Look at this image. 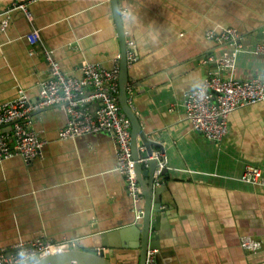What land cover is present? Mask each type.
I'll use <instances>...</instances> for the list:
<instances>
[{
	"label": "crops",
	"instance_id": "1",
	"mask_svg": "<svg viewBox=\"0 0 264 264\" xmlns=\"http://www.w3.org/2000/svg\"><path fill=\"white\" fill-rule=\"evenodd\" d=\"M21 2L28 4L31 22L15 8ZM116 2L134 52L128 104L156 143L153 153L164 160L152 199L160 210L152 213L160 217L151 232L158 264H264V182L240 180L246 165L260 168L264 178V99L231 112L220 142L191 128L182 103L185 92L210 73L264 78V58L253 52L264 40V0ZM226 28L238 32L242 50L232 67L219 68L216 59L233 47L206 33ZM32 29L40 35L34 47L26 38ZM44 48L71 77L81 76L84 63L112 67L120 43L111 0H0V104L21 89L37 102L40 83L49 76ZM95 108L90 105L89 113ZM33 119L34 131L46 141L42 156L29 163L20 156L0 161V248L40 236L91 242L136 222L112 136L61 139L68 115L58 106L35 111ZM137 150L141 157L140 139ZM244 237L260 240L261 249L242 248ZM121 254L114 256L120 264L133 263Z\"/></svg>",
	"mask_w": 264,
	"mask_h": 264
},
{
	"label": "built area",
	"instance_id": "2",
	"mask_svg": "<svg viewBox=\"0 0 264 264\" xmlns=\"http://www.w3.org/2000/svg\"><path fill=\"white\" fill-rule=\"evenodd\" d=\"M33 1V0H32ZM32 21V14L25 2L14 3ZM206 37L217 43H227L233 47L230 55L223 54L216 59L219 68H230L234 57L242 50L238 32L233 28L208 31ZM31 47L40 42L37 29L26 34ZM127 62L134 60L131 43L126 41ZM255 54L264 58V40L255 45ZM43 56L49 66V76L40 83L37 102H30L25 90L0 104V161L20 156L25 162L42 156L46 144L33 128V114L51 106H58L68 115L66 125L58 132L61 139L81 137L85 134L106 132L116 144L117 170L125 178L127 193L130 196L136 219L142 213V189L138 183L135 166L146 165L147 158H133L131 151L130 121L122 113L118 100L119 57L116 63L106 68L99 63H84L79 78L62 72L59 62L51 50L43 49ZM213 58H210V60ZM129 89V87H128ZM264 99V78L253 77L239 80L210 73L197 87L185 92L183 107L186 118L193 130L203 134L208 140L220 142L228 132V118L240 106ZM95 105V113L88 107ZM5 128H8L7 132ZM150 159L158 161L154 172L157 179L164 166L161 153H153ZM240 180L259 185L264 182L260 168L246 165ZM77 244L75 240L54 242L42 236L30 241L0 248V264H21L33 258L42 259L58 251L68 250ZM241 247L256 252L261 249L260 240L244 237ZM157 250L148 249L145 264H158Z\"/></svg>",
	"mask_w": 264,
	"mask_h": 264
},
{
	"label": "water",
	"instance_id": "3",
	"mask_svg": "<svg viewBox=\"0 0 264 264\" xmlns=\"http://www.w3.org/2000/svg\"><path fill=\"white\" fill-rule=\"evenodd\" d=\"M114 11L115 24L117 28V35L120 43L119 54V76H118V100L119 105L130 121V133H131V151L133 158H138L137 139H140L145 146V150L141 153L142 158H148L153 154V146L156 143L148 139L147 135L142 131L141 126L128 104V62H127V45L126 38L124 36L122 22L120 17V11L116 0H111ZM148 169L142 170L140 164L135 166L138 183L142 189V213L136 219V222L115 230L109 234H101L97 236L96 240L89 242L87 239L77 242V244L65 251L54 253L46 256L42 259L33 258L30 261L23 262L21 264H120L115 255H122L125 253L127 257H131L132 264H145L146 254L148 249H156L157 237L151 238V232L156 230L159 223V217L156 214L152 217V213L160 212L159 208L155 205L152 207V199L154 198L155 177L154 172L158 168V161L156 159H150L147 161ZM165 169L161 170L164 173ZM122 245V248L117 246ZM112 255V256H111Z\"/></svg>",
	"mask_w": 264,
	"mask_h": 264
},
{
	"label": "bare ground",
	"instance_id": "4",
	"mask_svg": "<svg viewBox=\"0 0 264 264\" xmlns=\"http://www.w3.org/2000/svg\"><path fill=\"white\" fill-rule=\"evenodd\" d=\"M65 251V250H64ZM59 252H62V251H58V250H56V253H59Z\"/></svg>",
	"mask_w": 264,
	"mask_h": 264
}]
</instances>
